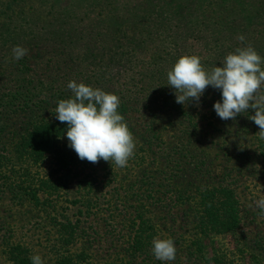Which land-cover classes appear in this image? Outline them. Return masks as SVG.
<instances>
[{
	"label": "rangeland",
	"instance_id": "1",
	"mask_svg": "<svg viewBox=\"0 0 264 264\" xmlns=\"http://www.w3.org/2000/svg\"><path fill=\"white\" fill-rule=\"evenodd\" d=\"M128 2L132 0H0V94L35 90L50 94L61 88L57 81L65 80L64 67H47L57 48L52 38L58 33L68 36L62 45H69L70 57L78 61L75 69L101 57L108 44L112 54L122 51L112 30L119 19L133 14ZM171 4L173 8L158 13L170 18L178 0ZM149 5L158 10V0ZM110 7L114 12L110 19L101 17V9ZM75 10L82 16L73 18ZM240 11H246V21L255 15L253 9ZM148 15L156 18L151 11ZM127 37L134 39L129 30ZM17 45L27 49L20 60L12 54ZM171 48L165 42L135 51L155 63ZM226 50L221 48L217 54ZM259 92L264 94V84ZM49 96L50 104L44 109L14 103L0 109V264H17L15 256L20 252L29 257L38 254L44 264H59L67 256L75 259L74 264H264V209L257 205L264 199L259 147L263 136L248 118L253 109L235 120H221L213 110L220 92L208 87L199 104H179L169 96L168 107L180 111L174 119L167 106L157 107L158 102L143 112L131 110L123 122L135 149L125 167L103 159L85 165L78 162L79 167L73 161L58 165L53 153L38 162L19 163L15 150L27 129L43 116L55 118L60 99ZM187 130L193 132L188 138ZM61 142L75 161L77 154L67 146L66 136ZM179 142L182 152L175 148ZM160 143L163 152L157 147ZM19 184L27 190L19 191ZM220 185L236 192L240 224L232 233L204 238L195 223L199 194ZM39 189L37 202L32 195ZM141 221L149 229L138 244ZM154 238L174 241L173 261L154 257ZM13 248L20 250L12 256Z\"/></svg>",
	"mask_w": 264,
	"mask_h": 264
},
{
	"label": "trees",
	"instance_id": "2",
	"mask_svg": "<svg viewBox=\"0 0 264 264\" xmlns=\"http://www.w3.org/2000/svg\"><path fill=\"white\" fill-rule=\"evenodd\" d=\"M151 1L132 0L128 2L131 3L129 5H131L133 14L128 18L119 19L112 30L115 32L114 40L120 43L118 47H122L123 50L112 54L113 50L108 44L101 57L91 64H84L75 69L74 65L78 61L70 57L69 45H62L66 42L65 37L68 36L65 32L58 33V36L52 38L57 43V48L51 53L47 67L49 70L64 67L62 70L65 80L57 81L61 88L50 94H45L43 91L37 94L35 90L28 91L26 94L9 93L3 97L2 93L0 94L2 97L0 109L5 110L6 105L11 103L18 106L23 104L29 108L35 105L34 107L38 110L44 109L50 104L49 95L56 94L60 100L66 97L71 98L73 93L67 85L69 81L74 80L77 83L83 82L93 88L116 94L120 99L118 112L125 119L131 110L139 109L143 112L155 106L157 102V107L162 105L168 107L169 96L175 95L173 89L167 85V72L180 56H199L206 71L218 66L228 53L234 52L237 48L251 47L264 58V0H178L175 11L169 13L170 18H165L158 12H163L165 7L173 8L172 0L165 5L164 0L162 2L158 0V10L150 9ZM242 7L248 10L253 9L255 15L251 21H246V17L243 16L246 11H240ZM149 11L153 13L155 19L150 18ZM112 13H114L113 7L104 8L103 11L101 9L100 12L103 18H108ZM71 15L77 19L82 16V12L75 10ZM96 20L97 18L94 22ZM128 30L134 35L131 41H128ZM111 35L112 32L110 35L107 34L106 41ZM241 35L244 37L243 40L238 38ZM165 42L170 43L172 48L165 54H160L155 63L147 62L139 57V52L135 51V48L143 50L149 48L151 44L159 46ZM224 47L227 50L218 55L219 49ZM144 53L148 52L143 51ZM90 71L91 74H89ZM56 76L61 77V74ZM43 77L46 76L43 75ZM24 94L27 99L23 97ZM168 109L171 113L170 119L178 117L179 110L177 113L174 107H168ZM44 117L37 119L18 143L15 150L17 161L19 163L38 162L44 159L47 153H53L56 155L58 165L69 166L72 161L76 165L78 162L84 165L89 163L79 158L74 161L73 154H70V150L61 142L67 130L66 122L61 123L56 118ZM186 133L188 138V135L193 132L187 130ZM179 143L180 146L176 145L175 148L182 152L183 143ZM157 147L160 151H164L163 144L160 143ZM259 147L264 175V136L259 138ZM17 187L19 191L20 189L27 190V187L23 188L21 184ZM38 191L40 189L32 195L37 202H39ZM199 207L195 223L196 230L202 237L205 238L216 232L229 234L238 229L241 208L236 192L230 186L220 185L203 189L199 194ZM233 219L235 220L231 223ZM141 224L140 234L135 239V243L138 244L143 241V233L149 229H145L144 221H141ZM18 250L20 248H13L11 255H15ZM15 260L17 264H32L30 257L23 256L21 252L16 254ZM74 260L72 256H67L62 258L59 264H74Z\"/></svg>",
	"mask_w": 264,
	"mask_h": 264
},
{
	"label": "clouds",
	"instance_id": "3",
	"mask_svg": "<svg viewBox=\"0 0 264 264\" xmlns=\"http://www.w3.org/2000/svg\"><path fill=\"white\" fill-rule=\"evenodd\" d=\"M243 40L241 35L238 37ZM15 60L22 59L27 49L14 46ZM264 58L251 47L237 48L223 61L206 71L197 55L180 56L167 72V85L175 95V101L185 104L201 101L206 88L220 92V99L213 103V110L221 120H235L238 114L249 108L254 114L248 118L259 126L264 136V94L259 89L264 84ZM67 87L73 93L58 102L55 118L67 124L64 136L67 146L80 160L97 163L103 159L125 167L134 154L135 142L123 116L118 112L120 99L114 93L93 88L83 82L69 81ZM264 209V199L257 201ZM152 254L160 261H173L176 248L171 238H154ZM32 264H44L40 255L30 257Z\"/></svg>",
	"mask_w": 264,
	"mask_h": 264
}]
</instances>
